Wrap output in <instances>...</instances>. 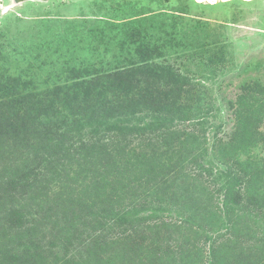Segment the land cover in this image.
Segmentation results:
<instances>
[{"label":"rangeland","instance_id":"obj_1","mask_svg":"<svg viewBox=\"0 0 264 264\" xmlns=\"http://www.w3.org/2000/svg\"><path fill=\"white\" fill-rule=\"evenodd\" d=\"M0 0V264H264V0Z\"/></svg>","mask_w":264,"mask_h":264},{"label":"bare ground","instance_id":"obj_2","mask_svg":"<svg viewBox=\"0 0 264 264\" xmlns=\"http://www.w3.org/2000/svg\"><path fill=\"white\" fill-rule=\"evenodd\" d=\"M22 1L23 2H25V1H27V0H13L12 2H13V4H19V3H22ZM196 1H198V2H200V3H208V4H210V5H215V4H217L218 2L219 3H225V2H227V1H229V0H196ZM245 1H252V0H245Z\"/></svg>","mask_w":264,"mask_h":264},{"label":"water","instance_id":"obj_3","mask_svg":"<svg viewBox=\"0 0 264 264\" xmlns=\"http://www.w3.org/2000/svg\"><path fill=\"white\" fill-rule=\"evenodd\" d=\"M39 1H47V0H39Z\"/></svg>","mask_w":264,"mask_h":264}]
</instances>
